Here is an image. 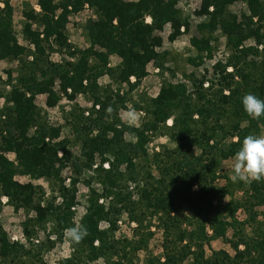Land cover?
I'll list each match as a JSON object with an SVG mask.
<instances>
[{"label":"trees","instance_id":"trees-1","mask_svg":"<svg viewBox=\"0 0 264 264\" xmlns=\"http://www.w3.org/2000/svg\"><path fill=\"white\" fill-rule=\"evenodd\" d=\"M12 1L0 0V61L17 63L0 77V195L14 212L25 213L27 244L11 242L0 222V264H48L46 255L66 240L65 229L81 223L89 235L79 245L69 243L70 257L55 264H264V182H233L223 172L244 137L264 132V117L251 119L242 105L248 93L264 100V0H201L188 62L202 75L191 77L192 88L165 80L156 97L138 101L131 93L149 65L165 71L160 33L191 31L178 0H37L40 12L23 13L29 46L15 35ZM237 4L247 9L242 19L231 11ZM85 7L91 13L83 18L82 49L69 42L67 25ZM221 38L229 56L209 78L205 65ZM41 95L48 109L62 98H81L91 107L74 105L55 125L36 104ZM127 104L144 114L138 126L120 118ZM160 139L166 144H154ZM68 167L73 175L66 185ZM17 176L30 182L20 184ZM39 180L54 184L50 197L34 184ZM82 182L84 203L77 190ZM236 193L243 194L240 200ZM78 206L84 209L79 220ZM124 215L136 225L130 237L117 235ZM158 237L160 254L151 248ZM219 239L234 255L212 249Z\"/></svg>","mask_w":264,"mask_h":264},{"label":"rangeland","instance_id":"rangeland-1","mask_svg":"<svg viewBox=\"0 0 264 264\" xmlns=\"http://www.w3.org/2000/svg\"><path fill=\"white\" fill-rule=\"evenodd\" d=\"M123 1H131V0H123ZM14 13H13V25H14V32L16 37L18 38L19 42L24 46H29L28 41L25 39L24 35V11L29 9H33L36 12H40V8L37 5V0H13L12 2ZM201 0H178V7L183 11L184 17H186L191 23V31L189 34H182L179 37H173L172 32L170 30H164L161 34L163 38V47L160 49V52H165L166 55V62H165V71L162 72L153 62L149 65L148 76L143 80L141 87L137 91H133L131 93L132 97H135V100H139L140 98H151L156 97L160 91L161 85L165 80H172L174 83L179 81L185 82L190 88L191 83L190 79L195 74L196 76L200 77L202 75L201 69H196L193 65L188 62V59L192 56V49L190 47V39L193 36H198L197 33V25L202 21V18L199 17L198 12L200 10ZM232 13L237 15L239 19H242V15L247 13V9L243 4H237L231 8ZM91 13L90 8L85 7V12L79 15H72L69 19V23L67 25V34L69 37V42L75 45L78 48L85 49L87 44L84 41V33H83V23H84V16ZM148 22L151 20L148 18ZM219 49L214 53V56L211 60L207 61L205 67L208 68L209 74L208 77L212 78L216 74L214 71V67L216 63L219 61H224L227 58L228 50L225 46V40L223 38L220 39ZM248 46H254L251 42H247L245 44ZM54 61H58L60 57L58 55H54ZM119 63L118 58L111 59V65L116 66ZM225 63V61H224ZM17 66L16 62H8V61H0V77L5 80L6 74L5 71L9 68H15ZM228 72L232 71V68H228ZM174 72V73H172ZM108 78L104 77L102 79L103 84H107ZM134 82V79L132 80ZM207 87V85H205ZM123 91H127L128 88L123 87ZM1 90H3L6 94L10 91V87L7 85H1ZM5 102V98H0V111L3 109ZM36 104L39 108L46 112L48 119L55 125H61L64 123L63 116L66 115L67 112L74 105H79L83 108H90L91 104L86 103L81 98H78L75 101H70L67 98H62L60 106L54 109H48L46 107V96L41 95L38 96L36 99ZM127 110H121L119 112V116L123 122L128 125H136L138 126L142 119L144 118V114L140 111H137L133 108L132 104H127ZM136 115V119L133 121H129L127 118L128 112H133ZM168 125H171V120L168 121ZM264 134V132H263ZM126 140H130L128 135L125 136ZM158 144H166V139H160L154 143ZM158 151V149H156ZM74 154L79 155L80 151L76 147L74 148ZM8 158L12 161L15 160V155L13 153L7 154ZM96 168V166H94ZM106 167V165L104 166ZM223 172H226L228 175L232 176L231 171V160L224 162ZM72 169L68 167L63 171V176L66 178V185H69L70 178L72 177ZM15 180L18 181L20 184H27L30 182L28 177L24 176H17ZM224 181H219V185L223 184ZM34 184L37 186H41L45 189V193L47 196H51L53 192V188H55L54 184L51 182H45L44 180L34 181ZM78 196L80 202L84 203L86 195L88 193L87 186L85 183H80L77 186ZM242 193H236L233 197L237 200L242 198ZM60 200V199H59ZM58 200V202H59ZM74 217L79 220L84 213V209L82 206H78L76 209H73ZM34 215V214H32ZM124 218L119 221L120 230L117 232L118 237H130L132 234V229L136 227V225L129 222V219L126 215L123 216ZM238 220L242 221L246 218L245 212L240 210L237 213ZM26 220V215L23 211L18 213L14 212V209L8 204V199L5 196L0 195V222L3 225L4 230L7 232L11 242H17L23 245H26V238L24 236V232L22 229V223ZM102 228H105L107 225L102 224ZM233 231L229 230L227 237L232 238ZM38 240L44 241L45 235L43 232L39 233ZM38 240L35 242L38 243ZM160 242L161 238L158 237L156 240L152 242V251L156 254H160ZM211 247L213 250H225L229 252L231 255H234L230 245L226 243L224 240L219 239L211 242ZM71 255V248L70 244L67 240H64L63 243H57L51 252L46 255V261L48 264H55L60 260L69 258ZM139 257L141 260L144 259V253H140ZM94 264V263H93ZM95 264H103V261L96 262ZM117 264L118 261H117Z\"/></svg>","mask_w":264,"mask_h":264},{"label":"clouds","instance_id":"clouds-1","mask_svg":"<svg viewBox=\"0 0 264 264\" xmlns=\"http://www.w3.org/2000/svg\"><path fill=\"white\" fill-rule=\"evenodd\" d=\"M242 105L251 119L260 120L264 117V100L256 95H244ZM127 118L129 121L135 120L134 111L128 112ZM231 171L233 182H243L246 185L264 182V134H249L244 137L241 146L231 158ZM88 235V229L82 223L66 228L64 232L65 239L72 245H79Z\"/></svg>","mask_w":264,"mask_h":264}]
</instances>
